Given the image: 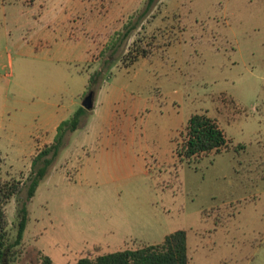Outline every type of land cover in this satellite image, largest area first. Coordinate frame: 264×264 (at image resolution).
<instances>
[{
    "label": "rangeland",
    "instance_id": "rangeland-1",
    "mask_svg": "<svg viewBox=\"0 0 264 264\" xmlns=\"http://www.w3.org/2000/svg\"><path fill=\"white\" fill-rule=\"evenodd\" d=\"M139 46L152 54L126 69ZM91 91L98 110L47 156L6 264H75L178 230L190 264H264V0H0V181L23 186L8 243L51 145L26 164L35 140ZM194 114L229 144L181 161Z\"/></svg>",
    "mask_w": 264,
    "mask_h": 264
},
{
    "label": "trees",
    "instance_id": "trees-1",
    "mask_svg": "<svg viewBox=\"0 0 264 264\" xmlns=\"http://www.w3.org/2000/svg\"><path fill=\"white\" fill-rule=\"evenodd\" d=\"M127 33H125L126 37L129 35ZM139 42L137 40L135 44ZM134 52L136 54L130 57V60L126 61L124 59L126 69L134 66L141 57L147 58L152 54L151 49L142 46L136 48ZM98 78L99 75L95 74L91 77L90 82L96 83ZM87 113L88 110L80 107L70 119L63 121L58 127L56 141L39 154V159L44 158V165L38 169L36 175L32 178L28 189V201L19 209L18 232L13 243H8L9 221L6 205L22 191L23 186L19 182L0 181V264H6L10 257L15 254L13 250L23 240L29 220L28 202L35 196L40 182L47 176L48 169L53 162L47 156L51 152L57 154L65 134L77 131L81 125L82 117ZM228 144L227 135L216 120L204 114H194L189 119L182 146L176 149V154L181 161H184L213 151L219 153L222 149L228 147ZM39 159H35L34 162ZM43 262L44 264H53L52 259L46 255ZM75 264H190L187 233L184 230H178L167 235L160 244L110 252L97 257L87 256L79 259Z\"/></svg>",
    "mask_w": 264,
    "mask_h": 264
},
{
    "label": "crops",
    "instance_id": "crops-1",
    "mask_svg": "<svg viewBox=\"0 0 264 264\" xmlns=\"http://www.w3.org/2000/svg\"><path fill=\"white\" fill-rule=\"evenodd\" d=\"M97 110H98V104L95 102V107L92 110V114H96ZM72 114H73V112H72ZM66 120H68V117L61 118L58 122H54V126H53L52 130H48L49 127L46 128L45 130L43 129L42 137H41V139L35 140L37 142L34 143V147L30 150L26 164H28V162L30 161L31 156L33 154H35V152L37 150H40L46 144H48V145L51 144L52 145L56 141V137H57V133H58V127L60 126V124L63 121H66ZM54 130H55V132H54ZM44 131H45V134H44Z\"/></svg>",
    "mask_w": 264,
    "mask_h": 264
},
{
    "label": "water",
    "instance_id": "water-1",
    "mask_svg": "<svg viewBox=\"0 0 264 264\" xmlns=\"http://www.w3.org/2000/svg\"><path fill=\"white\" fill-rule=\"evenodd\" d=\"M82 107L86 110H93L95 107V94L93 91L89 92L88 95L84 98Z\"/></svg>",
    "mask_w": 264,
    "mask_h": 264
}]
</instances>
